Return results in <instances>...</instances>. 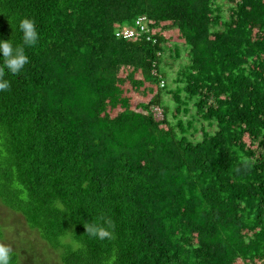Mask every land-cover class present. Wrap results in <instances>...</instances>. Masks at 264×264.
I'll return each instance as SVG.
<instances>
[{
  "label": "trees",
  "instance_id": "1",
  "mask_svg": "<svg viewBox=\"0 0 264 264\" xmlns=\"http://www.w3.org/2000/svg\"><path fill=\"white\" fill-rule=\"evenodd\" d=\"M25 17L40 42L0 92V236L21 264H264V0H0V40ZM101 217L111 239L86 234Z\"/></svg>",
  "mask_w": 264,
  "mask_h": 264
},
{
  "label": "clouds",
  "instance_id": "2",
  "mask_svg": "<svg viewBox=\"0 0 264 264\" xmlns=\"http://www.w3.org/2000/svg\"><path fill=\"white\" fill-rule=\"evenodd\" d=\"M18 30L21 33L19 43L13 40H0V53H2L0 56V92L11 89L10 77L24 73L26 65L31 63L28 49L35 48L40 42V33L32 19L22 18L19 21ZM112 227L110 220L101 217L96 222L88 223L85 228L88 236L103 241L111 239L110 229ZM0 264H21L19 254L11 245L3 242L2 236H0Z\"/></svg>",
  "mask_w": 264,
  "mask_h": 264
},
{
  "label": "rangeland",
  "instance_id": "3",
  "mask_svg": "<svg viewBox=\"0 0 264 264\" xmlns=\"http://www.w3.org/2000/svg\"><path fill=\"white\" fill-rule=\"evenodd\" d=\"M166 59H167V64L163 67V70L167 73V76H168L166 79V85L169 87V89L174 90L176 88V85H175L173 80L176 77L177 71L189 63L187 50L182 49L181 58L178 61L173 60L169 56H167ZM164 104L169 106L171 108L172 112L174 111L176 104L173 101L172 95H166L165 96ZM191 109L193 112H195L194 108H191ZM172 112L170 113L171 119H173ZM154 113L158 119L163 118V109L162 108L161 109L159 107L154 108ZM198 137L200 138L201 134H199ZM0 211L6 217L8 215H10L8 213V210H6L4 208H1ZM20 225L22 226L21 231L18 230L16 233H14V237L19 238L20 235H23L25 238H28L29 240L34 241L35 236H37V234L36 235L32 234V231L28 229V227L25 225L24 221H22V223L20 221ZM12 238H13V233L11 232L8 234V239L11 240ZM37 238H38V236H37ZM52 261L54 262L55 260L52 258Z\"/></svg>",
  "mask_w": 264,
  "mask_h": 264
},
{
  "label": "built area",
  "instance_id": "4",
  "mask_svg": "<svg viewBox=\"0 0 264 264\" xmlns=\"http://www.w3.org/2000/svg\"><path fill=\"white\" fill-rule=\"evenodd\" d=\"M147 20H148L147 16L145 15L139 17L135 22V26L131 27L127 25L121 28L118 32V35L124 39H131L145 35L146 33H148L149 30ZM161 86L162 87L166 86L165 80H162Z\"/></svg>",
  "mask_w": 264,
  "mask_h": 264
}]
</instances>
